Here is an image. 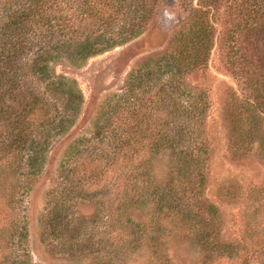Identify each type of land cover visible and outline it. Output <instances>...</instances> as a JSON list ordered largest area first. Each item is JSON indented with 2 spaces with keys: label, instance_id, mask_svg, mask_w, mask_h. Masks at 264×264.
Returning a JSON list of instances; mask_svg holds the SVG:
<instances>
[{
  "label": "rangeland",
  "instance_id": "obj_1",
  "mask_svg": "<svg viewBox=\"0 0 264 264\" xmlns=\"http://www.w3.org/2000/svg\"><path fill=\"white\" fill-rule=\"evenodd\" d=\"M129 3L135 37L80 66L49 65L82 102L66 131L48 130L37 172L0 167V264H264V0ZM150 87L169 123L164 148L112 104ZM121 135L131 140L116 166L81 185Z\"/></svg>",
  "mask_w": 264,
  "mask_h": 264
},
{
  "label": "trees",
  "instance_id": "obj_2",
  "mask_svg": "<svg viewBox=\"0 0 264 264\" xmlns=\"http://www.w3.org/2000/svg\"><path fill=\"white\" fill-rule=\"evenodd\" d=\"M129 8V0H19L14 6L0 4V122H6L8 126V144L0 148V167L8 162V169L15 166V171L24 162L28 169L37 172L44 162L40 156L43 138L52 132L48 130L66 131L73 125L75 110L82 102L80 93L70 88V82L52 77L49 65L61 59L80 66L125 41L115 37H135L139 32L131 27L129 30L127 19H124ZM149 13L152 15V11ZM119 25L123 30L121 33L116 31ZM43 39H49L51 45L36 49ZM61 89H64L62 99L53 100L50 93L57 94ZM152 89H140L136 94L128 89L112 104L125 115L126 121L137 119L136 134L143 128L149 141L161 143L159 147L164 148L169 141L165 134L169 123L162 116L158 101L147 99ZM159 96L155 95L156 98ZM36 122H42L40 125L44 129L35 131ZM121 139L122 135L119 141L116 139L118 146L113 147L109 160L106 152L101 151L102 155L92 161L91 167L85 170L91 172L81 185L100 184L105 172L116 166V156L131 140L125 137L121 142ZM134 141L138 143V140ZM123 163L126 177L130 178L134 169L128 161L123 160ZM75 171L71 169V173ZM124 184L125 180L122 181ZM12 197L5 206L13 202ZM175 206L178 210L179 206ZM6 216L14 222L9 206Z\"/></svg>",
  "mask_w": 264,
  "mask_h": 264
}]
</instances>
